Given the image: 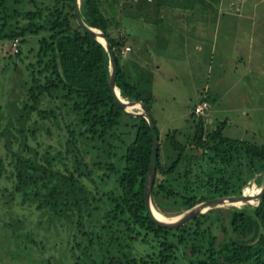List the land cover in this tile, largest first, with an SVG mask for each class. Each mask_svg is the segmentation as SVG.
Segmentation results:
<instances>
[{"label": "trees", "instance_id": "16d2710c", "mask_svg": "<svg viewBox=\"0 0 264 264\" xmlns=\"http://www.w3.org/2000/svg\"><path fill=\"white\" fill-rule=\"evenodd\" d=\"M74 1L31 0L32 7L27 8L25 0H0V40L17 43L15 57L24 63L26 87L19 114L10 117L0 134L7 141L6 155L0 157V181L9 182L7 194L75 232L79 250L75 264H264V198L258 207L229 212L228 226H222L229 239L223 243L212 224L206 226L211 214L178 230L153 222L145 200L154 143L151 127L144 117L126 113L115 101L109 86V53L78 25ZM105 2L109 0H81V16L109 39L121 96L142 102L151 113L154 98L141 94L122 70L116 52L120 45L111 36L119 12H111L113 5L105 7ZM30 55L34 61L25 64ZM6 59L18 67L12 55ZM225 127L206 135L202 118L195 127L194 143L205 156L192 157L195 161L187 163L183 178L189 185L193 177L202 182L194 173L196 164L202 166L200 161L221 166L217 176L208 175L204 192L198 184L184 193L170 185L191 156L171 134L170 146L178 158L164 166L159 139L152 194L164 193L186 209L210 198L238 196L250 181L242 178L243 170L237 176L241 168L257 171L261 186L264 145L228 138ZM41 132L54 135L57 145L40 151ZM139 245L144 246L142 252L137 251ZM189 246L193 258L187 254Z\"/></svg>", "mask_w": 264, "mask_h": 264}, {"label": "rangeland", "instance_id": "374dc122", "mask_svg": "<svg viewBox=\"0 0 264 264\" xmlns=\"http://www.w3.org/2000/svg\"><path fill=\"white\" fill-rule=\"evenodd\" d=\"M25 1L26 7L31 8L32 4L28 3L31 0ZM36 1L40 4L49 2V0ZM138 1L109 0V2H105V7H108L110 3L113 5L111 12L113 10L119 12L117 23L111 28V36L120 45L116 52L122 70L141 94L142 82L148 80L157 83V89L163 96L157 104L154 103L151 110L152 117L156 120L160 131L159 139L163 165L170 167L178 158V153L173 151L170 146L168 137L171 134L176 135L177 139L186 146L188 157L191 156V159L187 158L181 164L177 174L169 180L170 185L184 193L188 187L198 184L202 185L204 192L208 187V175L217 176L220 165H210L200 161L204 167H198L196 164L194 173L200 174L202 182L200 178L193 177L189 185L183 178L187 163L190 161L193 164L195 161L192 157L205 156V150L196 147L194 143L195 127L201 118L205 121L206 135L225 124L224 136L264 145V0H258V5L252 8L250 6L245 8L243 6L221 5L211 9L212 16L217 14L229 15L230 10L234 13L241 12L243 16H250L253 13L251 15L253 18L245 17V25L239 31L234 30L239 37L246 36L245 39L231 37L227 38L225 43L223 40L213 39L215 43L219 41L222 44L232 46L237 45L235 43L237 40L241 43L246 42L247 48L251 50L250 53H245L249 50H239L244 54L229 56L236 62H234L237 65L234 69L235 72L232 71L233 62L226 56L221 54L209 56L208 52L196 54V49L192 44L183 45V41L178 38L177 31L172 35L173 32L170 30V33H167L168 37H164L165 24L157 23L159 20L153 19V22H146L145 28L142 30V0ZM245 1L250 2V0ZM122 2L124 3L121 8ZM153 26L159 29L160 37L158 40L153 38L152 32H155ZM142 45L151 49L158 45L159 69L155 66L154 70L150 68L153 66L152 62L155 61L156 57L150 51L149 53L147 51L142 52ZM184 46L190 49H184ZM17 52V43L0 40V134L7 126V122L10 121V117L15 118L19 114L20 104L25 99L24 63L21 62L20 58L15 57ZM11 55L18 67H15L12 62L9 64L6 59ZM26 58L25 64L34 61L32 55ZM223 58L225 61L222 62L223 64H219V67L222 65L220 67L222 71H217L218 63ZM142 63L149 67V71L143 72L147 77L145 80H142ZM246 64H250L247 71L245 70ZM223 69L228 71L225 77L222 76ZM197 82L200 84L210 82L212 89L219 96V98L217 96L212 98L206 92L210 107L202 117L195 113V107L204 103L205 100L199 102L200 97L195 94L192 95ZM200 89L201 91L204 90L202 87ZM123 99L126 102H133ZM155 107L156 109H154ZM130 110L135 113L142 112L138 103ZM207 119L209 122L206 125ZM6 142L4 137L0 139V157L6 155ZM38 145L39 150L43 152L48 146H56L57 138L54 135L49 136L47 133L41 132ZM16 148L15 146L14 150ZM241 170L244 171L242 178L250 180L248 185L244 187L242 194L246 193L247 189L252 190L255 187L260 190L264 183V176L261 180V186H259L257 184L259 178L257 171L251 172L241 168L238 169L237 176L241 175ZM234 180L236 182L238 178L235 177ZM8 183L5 180L0 181V264H75V255L79 254V250L75 247L77 238L75 232L66 224H55L54 221L51 223L48 216L37 211L33 206L22 204L20 198L12 200L6 190L9 187ZM257 203L254 201V206ZM150 205L152 209L159 211L158 213L169 219L179 218L197 206L186 209L175 200L167 198L164 193L154 196L152 192ZM247 206L251 205L226 203L202 214H211V222L206 226L212 224L219 243L229 239L228 234L222 230L223 225L228 226L226 218L229 212ZM195 243L199 244L198 242ZM143 250L144 246L139 245L137 251L142 252ZM191 251L192 248L189 246L187 249L189 256Z\"/></svg>", "mask_w": 264, "mask_h": 264}, {"label": "crops", "instance_id": "0c3cea01", "mask_svg": "<svg viewBox=\"0 0 264 264\" xmlns=\"http://www.w3.org/2000/svg\"><path fill=\"white\" fill-rule=\"evenodd\" d=\"M136 1L139 2L138 0ZM123 3L124 2H122V4L120 5L121 8L123 7ZM221 5H228L230 7L243 6L245 8L250 6L252 8L253 6L255 7L256 5H258V0H250V2H246L245 0H142V30L145 28L144 26L146 22H153V19L159 20V22L157 23L165 24V28L163 29V31H165L164 37H168L167 33H170V30H172L173 32L172 35H174V33L177 31L178 38L180 39V41H183V45L187 46L192 44L196 49V54L208 52L209 56L215 54L226 56L230 61L233 62L234 67L232 71L235 72L234 69L235 67H237V65L235 64L236 62L233 61L229 56H233L234 54H244L239 50H249L245 51V53H250V48H247V44L245 41L244 43H241L237 40L235 41L237 45L232 46L222 44L219 41L215 43L213 39L223 40L224 43L226 42L227 38L231 37L234 39H245L246 36L239 37L234 30L237 29L239 31V29L245 25V17L251 19L253 18V16H251L253 13L250 16H243L241 12L234 13L230 10L229 15L217 14L215 16H212V7H219ZM250 28L253 30L252 27ZM153 29L155 31L152 32L153 38L158 40L160 37V35L158 34L159 29L155 26H153ZM186 46H184V49H190ZM143 47L144 45H142V52L147 51L149 53L150 51L156 57L155 61L152 62L153 66H150V68L154 70V68L157 67V69H159L160 64H158V45H155L154 49ZM223 61H225V58H223V60L218 63L217 71H222L220 70V67H222V65H220L219 67V64H223ZM209 62L211 63V61ZM241 62L243 64V61ZM144 63H142V80L147 79L143 72L149 71V67L144 65ZM249 65H245L246 71ZM209 70L211 71V69ZM227 72L228 71H226V69H223L222 76L225 77V74ZM219 84H221V82ZM201 87L204 88V90L201 91ZM157 88L158 86L156 82H149L148 80L146 82H142V94H144L145 97L154 98V103L156 104L160 99L163 98ZM214 91L215 90L212 89L210 82H203L202 84H200V82H197L194 93L192 95L194 96L195 94L197 97H200L199 102H202L203 100L209 102L206 96V92H208V95L212 98H214V96H217V98H219L218 94ZM154 109H156V107ZM210 114L211 111L208 114L209 117ZM208 122L209 119L206 120V125L208 124Z\"/></svg>", "mask_w": 264, "mask_h": 264}, {"label": "water", "instance_id": "95a60500", "mask_svg": "<svg viewBox=\"0 0 264 264\" xmlns=\"http://www.w3.org/2000/svg\"><path fill=\"white\" fill-rule=\"evenodd\" d=\"M74 3H75V14H76L78 25L84 31H86L88 34H90L92 37H94L96 40H98L99 42H101L99 40V38H103L105 41L104 43H102V42L101 43L105 47L106 51L109 53V57H110V64H111L112 73H111V78L109 81V86H110L112 94L115 98V101L117 102V104H119L125 110L126 113L134 115L136 117L137 116L144 117L148 121V123L151 127V130L153 133L154 143H153V152H152V163H151L149 177H148L147 185H146L145 200H146L147 210H148L153 222L161 228L168 229V230H176V229H180L181 227L185 226L189 222L198 218L200 215H202L206 211H209L210 209L222 206L226 203H228V204L242 203V204H249L251 206H254V204H252L251 201H257L258 203L255 207H258L262 203L263 198H264V183H263V186L261 187V189L259 190V193L255 196L243 193L242 195H238V196L220 197V198L212 199L209 201H205V202H202L201 204L197 205L195 208H193L192 210H190L186 214L180 216L177 220L172 221V222L162 221V220H160L154 216V213L152 212V207L150 205V196H151V192H152L153 183H154V180L156 177V170H157V164H158L159 136H158L157 131H156V125L154 123V120L152 118L150 111H148L144 107L142 102L138 103L142 109V112L135 113V112H132V110H130V109H132L134 107V105L137 104L136 102H132V103L125 102L118 97V95H117L118 88H117V84H116L118 66H117V60H116L114 51L112 49L111 43L104 33L100 32L94 28H91L85 24V22L81 16V13H80V0H75Z\"/></svg>", "mask_w": 264, "mask_h": 264}, {"label": "bare ground", "instance_id": "6f19581e", "mask_svg": "<svg viewBox=\"0 0 264 264\" xmlns=\"http://www.w3.org/2000/svg\"><path fill=\"white\" fill-rule=\"evenodd\" d=\"M99 40H100L102 43L105 42L103 38H99ZM117 95H118V97H119L121 100H123V101L126 102V100H124L123 97L121 96V93H120L119 89L117 90ZM256 186H257V185H256ZM258 193H259V189L256 188V187L253 188L252 190H249V189L246 190V194H248V195H254V196H255V195H257ZM251 203L253 204L254 201H251ZM239 204H242V203H239ZM152 210H153L154 216H155L156 218L162 220V221L172 222V221H175V220L178 219V218H175V219L171 218V219H169V218H167V217L161 215L160 213H158L159 211L157 212L155 209H152Z\"/></svg>", "mask_w": 264, "mask_h": 264}, {"label": "built area", "instance_id": "2783aa9c", "mask_svg": "<svg viewBox=\"0 0 264 264\" xmlns=\"http://www.w3.org/2000/svg\"><path fill=\"white\" fill-rule=\"evenodd\" d=\"M209 107V103L205 101L204 103L195 107V113L199 116H204L207 113Z\"/></svg>", "mask_w": 264, "mask_h": 264}]
</instances>
